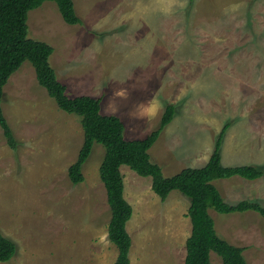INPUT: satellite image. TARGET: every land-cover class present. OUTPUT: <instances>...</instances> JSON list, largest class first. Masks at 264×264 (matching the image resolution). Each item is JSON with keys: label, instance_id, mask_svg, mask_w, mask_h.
I'll use <instances>...</instances> for the list:
<instances>
[{"label": "rangeland", "instance_id": "rangeland-1", "mask_svg": "<svg viewBox=\"0 0 264 264\" xmlns=\"http://www.w3.org/2000/svg\"><path fill=\"white\" fill-rule=\"evenodd\" d=\"M72 2L78 25L66 24L50 1L27 17L28 37L53 49L49 64L69 97L99 99L101 113L123 123L126 140L159 128L172 105L171 121L148 151L163 177L203 167L225 124L221 165L264 171V0ZM152 99L160 107L148 116ZM1 108L17 147L0 129V233L16 245L0 264H113L98 171L103 147L94 144L83 182L72 184L67 170L83 143L80 120L58 109L28 62L9 78ZM120 172L133 210L126 224L130 264H184L189 199L172 191L161 201L150 177L127 166ZM212 184L228 204H264V175ZM209 215L217 235L243 249L246 264H264L260 215ZM209 264L222 262L211 253Z\"/></svg>", "mask_w": 264, "mask_h": 264}, {"label": "trees", "instance_id": "trees-1", "mask_svg": "<svg viewBox=\"0 0 264 264\" xmlns=\"http://www.w3.org/2000/svg\"><path fill=\"white\" fill-rule=\"evenodd\" d=\"M46 1L56 4L66 24L81 23L72 0H0V129L7 145L11 149H16L17 141L2 112L3 89L11 75L24 62H28L34 69L38 84L45 89L58 109L75 115L80 120L83 143L76 160L67 170L72 184L83 182L82 166L89 158L94 144H99L104 149L98 171L111 213L107 239L117 250L113 264H130L131 238L126 230V224L131 219L133 210L123 195V176L120 172L122 166H127L140 177H150L151 190L161 201H164L172 191H178L189 199L187 217L191 224V232L185 241L184 264H209L211 253H215L222 264H246L242 255L243 249L220 238L209 215V210L222 215L251 211L264 219V204L246 200L234 205L228 204L212 184L215 180L233 177L253 181L264 175V171L252 166L221 165L219 149L229 124L222 127L213 152L203 167L185 168L171 177H163L160 167L150 160L148 151L156 142L162 128L171 121L174 107L172 105L165 107L159 128L147 137L126 140L123 135V123L116 116L103 115L99 99L89 96L69 97L65 85L58 81L49 64L53 49L44 42L28 37V13ZM15 253V243L0 233V263L8 262Z\"/></svg>", "mask_w": 264, "mask_h": 264}, {"label": "clouds", "instance_id": "clouds-1", "mask_svg": "<svg viewBox=\"0 0 264 264\" xmlns=\"http://www.w3.org/2000/svg\"><path fill=\"white\" fill-rule=\"evenodd\" d=\"M118 95H123V91L119 92ZM158 107H160L158 101L156 99H152L147 105V107L144 108V113L148 116L155 115Z\"/></svg>", "mask_w": 264, "mask_h": 264}, {"label": "crops", "instance_id": "crops-1", "mask_svg": "<svg viewBox=\"0 0 264 264\" xmlns=\"http://www.w3.org/2000/svg\"><path fill=\"white\" fill-rule=\"evenodd\" d=\"M6 86V85H5ZM3 93H4V89H3ZM9 125V124H8ZM124 198H125V196H124ZM115 247V246H114Z\"/></svg>", "mask_w": 264, "mask_h": 264}]
</instances>
